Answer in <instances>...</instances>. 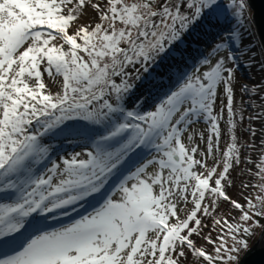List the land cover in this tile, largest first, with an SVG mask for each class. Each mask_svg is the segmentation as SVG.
I'll list each match as a JSON object with an SVG mask.
<instances>
[{
    "label": "snow or ice",
    "instance_id": "obj_1",
    "mask_svg": "<svg viewBox=\"0 0 264 264\" xmlns=\"http://www.w3.org/2000/svg\"><path fill=\"white\" fill-rule=\"evenodd\" d=\"M252 23L248 0H0V264H241L264 238Z\"/></svg>",
    "mask_w": 264,
    "mask_h": 264
},
{
    "label": "rangeland",
    "instance_id": "obj_2",
    "mask_svg": "<svg viewBox=\"0 0 264 264\" xmlns=\"http://www.w3.org/2000/svg\"><path fill=\"white\" fill-rule=\"evenodd\" d=\"M251 14H252V17H253V11L252 10H251ZM252 20H253V18H252ZM256 34H257V32H256L255 25H254V23H252L251 24L250 34L247 33V32L244 34L243 44L251 46L253 51H256L257 53H259V51H260V49L262 47V44H261V42L259 40L258 35H256ZM212 42H213L212 40H209L207 42H200V43L203 45V47H204V49L206 51L211 46ZM256 44H259L258 48L254 47ZM197 55H199V54L198 53L194 54L193 57H192L193 65L195 64ZM259 59H260V57H259V54H258V56H257V65L259 63ZM188 69H189V71H191L192 70V65H189ZM238 76H239V80L241 82H246V83L251 85V84L258 83L262 78H264V71H260L258 69V66L247 67V66H245V64L241 63L240 67H239ZM138 94H142V93H138ZM240 98H241V94L238 92L237 93V99H240ZM242 98L244 100L248 99V97L246 95L243 96ZM134 100H135V97H133V99L129 101V104L131 105L134 102ZM154 102L155 101L152 100V99L146 100L144 105H143V109L144 110L150 109L153 106ZM262 239L263 238L258 235L256 238H254L252 240L251 247L256 245V244H259ZM251 247H250V249H251Z\"/></svg>",
    "mask_w": 264,
    "mask_h": 264
},
{
    "label": "water",
    "instance_id": "obj_3",
    "mask_svg": "<svg viewBox=\"0 0 264 264\" xmlns=\"http://www.w3.org/2000/svg\"><path fill=\"white\" fill-rule=\"evenodd\" d=\"M253 10V23L259 40L264 46V0H248ZM241 264H264V238L243 255Z\"/></svg>",
    "mask_w": 264,
    "mask_h": 264
},
{
    "label": "bare ground",
    "instance_id": "obj_4",
    "mask_svg": "<svg viewBox=\"0 0 264 264\" xmlns=\"http://www.w3.org/2000/svg\"><path fill=\"white\" fill-rule=\"evenodd\" d=\"M258 45H259V44H256L254 47H257V48H258V47H259ZM259 53H260V51H259ZM259 53H258V54H259Z\"/></svg>",
    "mask_w": 264,
    "mask_h": 264
},
{
    "label": "trees",
    "instance_id": "obj_5",
    "mask_svg": "<svg viewBox=\"0 0 264 264\" xmlns=\"http://www.w3.org/2000/svg\"><path fill=\"white\" fill-rule=\"evenodd\" d=\"M252 10V9H251ZM253 11V10H252Z\"/></svg>",
    "mask_w": 264,
    "mask_h": 264
}]
</instances>
